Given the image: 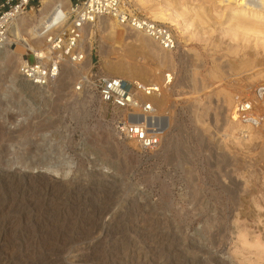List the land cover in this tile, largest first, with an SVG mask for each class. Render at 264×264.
I'll list each match as a JSON object with an SVG mask.
<instances>
[{"label": "rangeland", "instance_id": "rangeland-1", "mask_svg": "<svg viewBox=\"0 0 264 264\" xmlns=\"http://www.w3.org/2000/svg\"><path fill=\"white\" fill-rule=\"evenodd\" d=\"M126 6L167 15L172 64L100 19L83 29L87 72L61 67L49 88L26 85L18 60L11 71L0 54V264H264V121L247 132L223 99L239 82L247 102L264 84V31L241 33L230 7L208 0ZM247 56L256 67L239 74ZM126 64L157 68L151 83L173 76L154 151L121 137V113L81 84Z\"/></svg>", "mask_w": 264, "mask_h": 264}, {"label": "built area", "instance_id": "built-area-1", "mask_svg": "<svg viewBox=\"0 0 264 264\" xmlns=\"http://www.w3.org/2000/svg\"><path fill=\"white\" fill-rule=\"evenodd\" d=\"M45 0H0V49L6 44L9 29L13 22L28 12L42 8L38 5ZM69 1L70 7L63 6ZM119 0H57L56 6L49 17H58L60 22L67 24V31L51 34L46 39L47 49L43 53L30 52L33 62L26 60L21 68V78L31 88L46 89L55 82L59 76L61 66L65 60L79 63L84 60L80 49L81 30L85 24L94 18L111 15L122 24L130 20L126 13H120ZM37 7V9H36ZM134 17L131 23L141 28L147 35L163 45L166 50L175 47V38L165 25ZM141 18V19H140ZM142 20V21H140ZM167 73L160 83L145 84L137 80H127L118 77L99 76L94 79L83 77V84L92 87L100 101L118 110L121 117L117 122V133L127 139L136 140L141 150L154 151L161 144V135L154 132L158 121L157 113L148 98L159 95L171 86L173 76ZM78 90L81 87L77 88ZM250 109V104L243 101L239 104V113L243 120H247L244 112ZM128 117H138L140 122L136 125L128 123ZM245 122V121H244Z\"/></svg>", "mask_w": 264, "mask_h": 264}, {"label": "bare ground", "instance_id": "bare-ground-1", "mask_svg": "<svg viewBox=\"0 0 264 264\" xmlns=\"http://www.w3.org/2000/svg\"><path fill=\"white\" fill-rule=\"evenodd\" d=\"M208 1L213 4H219V5L224 4L225 6H229L230 7L229 8L230 9L229 10L230 19H232L235 22L237 26V30L240 31L241 33H244V34H250V33L256 34L257 33L260 36L263 35L264 25L261 24L260 21L264 19V0H208ZM56 4H57V0H45L43 1L44 10H40L39 19L34 14H32L30 18L22 16V17L17 18L13 22V24L11 25L9 29V36H8L7 42L2 47V49H0L1 55L5 53V56L2 58V60H4L8 64V67L11 69V71L15 70V67H16L15 60L16 61L18 60L20 64L19 69H20V75H21L22 65L26 62L25 55H28L30 52H33L35 54L43 53L44 50L47 49L46 39L48 36L56 32H59V31H67L68 29L67 24H65L64 22H60L57 16L51 17V18L49 17L50 12L53 10ZM62 5L68 8L70 7V2L65 1L63 2ZM117 6H118L120 13L121 12L126 13L130 16V20L126 24H122L120 21H118L117 18L111 15L99 16L97 18L92 19L91 21H89L87 24L83 26L81 30V37L83 38V29H85L86 31L91 29L93 26H95L96 21L100 19L99 20L100 24L98 25V27L107 31L109 35L117 38V37H121L126 32V37H127L126 39H129V41L133 45H135L137 48L150 53L153 57L157 59H161L167 62L168 64H172L173 57L171 58L169 55L163 53V51L166 50L163 48V45H161L160 42L156 41L154 38H151L149 35H147L146 32H144L141 28L136 27L131 23L134 17L139 19L138 17H141V16L137 13H134L133 10H130L129 7L126 6V0H119V4ZM143 19L151 20L152 22L165 25L166 21L168 20V17L161 11L149 10L147 11V17ZM248 19L256 23L250 24L247 21ZM251 25L253 28L251 27ZM82 38H81V41H82ZM81 41H80V49L83 51L84 60L79 63H72L68 60H65L61 67H65V71L67 75L75 74L77 72L85 73L87 72L86 69L90 67V62L88 59H86V53H85V50L83 49V46L81 45ZM45 44L46 46L41 47L42 45H45ZM18 45H21L22 47H24V49L20 48ZM13 46L14 48L10 50L11 49L10 47H13ZM22 50L23 51L25 50V53L22 52ZM253 62L254 61L252 59V56H247L246 58L241 59L239 61V65L242 67V70L241 72H238V73L245 74L255 69L256 66H252ZM126 67L127 68L125 69H121V68L117 69V67L116 69L107 68L108 74H112L118 78L125 77V78H128L129 80H138L142 82L145 81L146 82L145 84L151 83V81H154L160 75V73L157 74V68L154 69L153 67H146L143 65H136V64H130V65L126 64ZM255 74H258V72H256ZM60 75L61 73H59L58 78L60 77ZM223 81L221 80V83L219 84V86L223 85L224 83ZM55 82H53L52 84H54ZM239 84L240 83L238 82L235 85V87H233L234 89H232V90H235V89L237 90L236 94L233 95L230 92H228L223 96V99L227 107L226 112L227 111L228 113L230 112L228 115L230 118L228 117V120H232L233 122L232 121L230 122H232L233 124H236L239 122L246 123L247 124V125L245 124L246 129L249 127L247 129V132H248V131H251L250 130L251 127L259 126L261 124V121L262 122L264 121V114H263L264 113V84L259 83V85L255 87V89L253 88L255 92L253 96L249 99V101L247 100V102L250 104V109L244 112L246 114L247 120L242 119L241 117L242 113H239V110H238L239 104H241L243 100H241L240 102L239 98L237 97V94L243 92V88H244L243 85L241 87ZM230 87L232 88V86ZM167 89L168 88L163 90L162 91L163 93L161 92V94L159 95H155V96L148 98V100L153 104L155 111L159 108H163L168 105L169 101H167L164 95ZM244 91H245V88H244ZM201 97H199V99ZM156 115L158 117V115L160 114L157 113ZM164 115H162V117ZM127 121L131 125H136L140 122L138 117H128ZM158 123H159V118H158L156 125ZM163 127L164 129H166L165 124ZM245 127L240 132L244 133L246 131V130L243 131ZM153 131L156 133H159L160 135H161V132H163L162 130L161 132L158 131L156 128ZM133 142L135 143L138 149H141L136 140H133Z\"/></svg>", "mask_w": 264, "mask_h": 264}, {"label": "trees", "instance_id": "trees-1", "mask_svg": "<svg viewBox=\"0 0 264 264\" xmlns=\"http://www.w3.org/2000/svg\"><path fill=\"white\" fill-rule=\"evenodd\" d=\"M74 1H76V0H74Z\"/></svg>", "mask_w": 264, "mask_h": 264}]
</instances>
